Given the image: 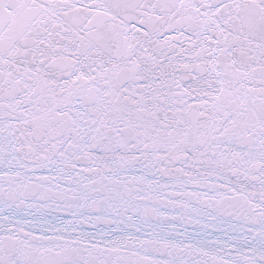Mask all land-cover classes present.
<instances>
[{
  "label": "snow or ice",
  "instance_id": "6c2138e0",
  "mask_svg": "<svg viewBox=\"0 0 264 264\" xmlns=\"http://www.w3.org/2000/svg\"><path fill=\"white\" fill-rule=\"evenodd\" d=\"M0 264H264V0H0Z\"/></svg>",
  "mask_w": 264,
  "mask_h": 264
}]
</instances>
